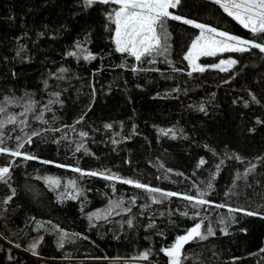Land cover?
<instances>
[{
  "label": "trees",
  "instance_id": "1",
  "mask_svg": "<svg viewBox=\"0 0 264 264\" xmlns=\"http://www.w3.org/2000/svg\"><path fill=\"white\" fill-rule=\"evenodd\" d=\"M111 6L0 0V105L15 117L0 113V147L22 153H0V264H169L162 249L195 223L207 238L181 264H264V53L204 56L192 72L199 29L167 19L168 51L138 62L116 51ZM169 11L264 44L214 0ZM222 58L236 63L212 67Z\"/></svg>",
  "mask_w": 264,
  "mask_h": 264
},
{
  "label": "snow or ice",
  "instance_id": "2",
  "mask_svg": "<svg viewBox=\"0 0 264 264\" xmlns=\"http://www.w3.org/2000/svg\"><path fill=\"white\" fill-rule=\"evenodd\" d=\"M100 2L108 4L112 3L118 5V8L114 11V14H110L109 19L115 24V37L114 42L116 45V51L121 53H127L133 56L136 61H141L145 56H152L153 53L164 55L168 51V33L165 27L166 20H182L183 23L194 26L200 29V34L192 41L184 59L188 61L192 72H203L205 68L196 63L197 59L201 56L214 57L218 53L225 52H246L252 48L259 49L264 53V44L257 43L255 40L242 39L238 36L229 34L227 32L219 31L215 28L195 23L191 20L183 19L179 16L172 15L169 11L171 8H175L180 0H100ZM223 11L234 20H236L245 29H248L254 36H264V0H214ZM86 4L93 3V0H85ZM74 55V53H70ZM89 59L88 56L84 57ZM149 62H155L149 61ZM236 63L233 59L221 60L219 64H214L212 67L219 68L221 71H227L232 65ZM134 71L136 69H133ZM63 71V69L61 70ZM191 75V72L189 73ZM31 103L26 107L25 112L31 110ZM5 109L0 107V113ZM7 123H14L15 117L9 116ZM4 126V122H0V128ZM107 127V126H106ZM39 133H33L38 135ZM81 135H86L81 133ZM29 143L31 140L29 139ZM3 141L0 140V144ZM24 144L19 143L17 149L23 148ZM0 153H8L11 156H21L22 153L19 150L10 151L7 148L0 147ZM25 160L35 159L30 155H24ZM44 163H49L44 161ZM204 163L203 160L200 161ZM59 166V165H58ZM73 171L80 172L79 168L72 169ZM9 174V167H0V181L6 182V177ZM82 175L95 176L96 172L81 173ZM103 175V174H100ZM104 179L119 180L121 183L133 185L136 188H143L149 192H158L159 189L148 188L147 185L135 182L130 179H122L117 176H104ZM46 183L50 186H58L60 181L52 177L45 178ZM75 186V182H71ZM211 187V185H209ZM161 195L165 197H172L179 195L174 192H163ZM204 193H200L202 197ZM185 200L193 202L194 205H204L209 203L208 201L196 197L184 195L182 197ZM9 200L11 197L8 198ZM154 202H156L154 200ZM7 203V200L5 201ZM119 207V204L116 205ZM216 207H223V205H216ZM109 215L111 212L108 213ZM248 215L253 213L249 212ZM99 218L98 214H93ZM91 216L89 219L91 220ZM130 223V222H129ZM201 223H195L185 235L178 236L171 247L162 249L164 254L168 256L169 264H181V255L184 245L189 241L199 238L201 240L207 237L201 233ZM208 234H212V229L208 228ZM35 249V244L32 245ZM35 254V253H34ZM149 253L145 252L141 254L140 259H147Z\"/></svg>",
  "mask_w": 264,
  "mask_h": 264
},
{
  "label": "rangeland",
  "instance_id": "3",
  "mask_svg": "<svg viewBox=\"0 0 264 264\" xmlns=\"http://www.w3.org/2000/svg\"><path fill=\"white\" fill-rule=\"evenodd\" d=\"M118 8V5H115V4H112V6H111V9L113 10V12H112V14H114V11L116 10ZM171 13V12H170ZM172 15H175V14H173V13H171ZM175 16H177V15H175ZM182 18V17H181ZM183 19H185V18H183ZM187 20H189V19H187ZM191 21H193V20H191ZM193 22H195V23H198V22H196V21H193ZM200 24V23H199ZM115 25V24H114ZM204 25V24H203ZM207 26V25H206ZM209 27H211V26H209ZM213 28V27H212ZM218 30V29H217ZM200 29H199V33H198V35L200 34ZM219 31H221V30H219ZM224 32V31H223ZM230 34V33H229ZM197 35V36H198ZM114 37H115V29H114V34H113V42H114ZM196 38V37H195ZM241 38V37H240ZM243 39V38H242ZM114 44H115V42H114ZM191 45V44H190ZM115 47H116V45H115ZM190 47V46H189ZM188 51V50H187ZM187 53V52H186ZM201 57H204V56H201ZM201 57H199L198 59H197V61H196V63H198V64H200L199 63V59L201 58ZM221 60H227L226 58H222ZM220 60V61H221ZM220 61H218L216 64H219V62ZM202 66V65H201ZM202 67H205V66H202ZM0 107H2V105H0ZM2 118L3 119H8V114H4V112H2ZM95 214H98L99 216L101 215V213L98 211V212H96ZM94 218H96V216L94 215L93 216Z\"/></svg>",
  "mask_w": 264,
  "mask_h": 264
}]
</instances>
